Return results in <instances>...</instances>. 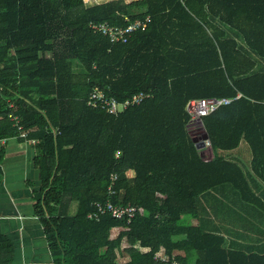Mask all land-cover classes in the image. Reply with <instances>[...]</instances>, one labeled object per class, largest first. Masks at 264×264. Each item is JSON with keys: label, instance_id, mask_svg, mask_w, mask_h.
<instances>
[{"label": "trees", "instance_id": "16d2710c", "mask_svg": "<svg viewBox=\"0 0 264 264\" xmlns=\"http://www.w3.org/2000/svg\"><path fill=\"white\" fill-rule=\"evenodd\" d=\"M89 2L0 0V142H33L53 264H264L260 236L220 228L264 209L247 182L264 183V0ZM146 18L125 43L91 29ZM95 89L149 96L110 114L87 104ZM208 98L235 99L191 119L188 103ZM242 142L248 172L229 155ZM106 200L142 212L89 219ZM12 254L0 235V264Z\"/></svg>", "mask_w": 264, "mask_h": 264}, {"label": "crops", "instance_id": "0c3cea01", "mask_svg": "<svg viewBox=\"0 0 264 264\" xmlns=\"http://www.w3.org/2000/svg\"><path fill=\"white\" fill-rule=\"evenodd\" d=\"M0 145L3 149L0 163L2 170L0 235L6 237L12 244L11 264H53L54 258L49 251L43 228L33 212V191L37 190L40 185L38 171L33 165L35 155L33 142L10 138L1 141ZM206 151L211 154L210 149ZM203 152L205 154V149ZM229 155L241 162L240 166L244 172L250 171L251 155L245 143H240ZM247 182L251 192L264 202V183L255 176H249ZM233 197L230 196L223 200L226 203L234 202ZM231 208L238 211L237 207ZM252 215L255 216L252 218L243 213V219L239 220L231 214L226 217L224 224L219 225L226 235L249 236L242 238V244H251L252 238L260 236L255 247L264 251V209L258 208L255 213L252 211ZM230 218L233 221L238 220L237 223L240 225H231ZM214 222L218 224V222ZM183 223L193 224L195 221L184 219ZM224 228H226L225 231H223Z\"/></svg>", "mask_w": 264, "mask_h": 264}, {"label": "built area", "instance_id": "2783aa9c", "mask_svg": "<svg viewBox=\"0 0 264 264\" xmlns=\"http://www.w3.org/2000/svg\"><path fill=\"white\" fill-rule=\"evenodd\" d=\"M127 19L125 18V21ZM148 21L146 18L144 21L135 20L128 23L125 27H112L107 24L101 25H91V29L94 32H99L102 35L108 36L111 42H127L128 38L132 35L134 31L139 28H144L145 23ZM149 95L145 93H138L133 95L130 99L123 102H118L114 98H106L105 95L100 90H94L88 97L87 104L92 107H100L105 109L106 112L110 114H117L129 106L138 105L143 99L147 98ZM238 97V96H237ZM236 97V98H237ZM235 98H208L192 100L187 105V111L189 112L191 119L198 120L201 117L208 116L213 113L222 105H228ZM205 149H210V143L208 140L203 142ZM211 150V149H210ZM116 176L112 177L111 185L109 186V194H114L112 186ZM95 211L88 215L91 220H98L101 215L108 214L112 218L122 219L125 218L127 222L135 217L139 212H142L141 208L134 206H116L111 203L110 200H106L103 203H94ZM155 258H162L161 254H156ZM172 264H181L178 261H173Z\"/></svg>", "mask_w": 264, "mask_h": 264}, {"label": "rangeland", "instance_id": "374dc122", "mask_svg": "<svg viewBox=\"0 0 264 264\" xmlns=\"http://www.w3.org/2000/svg\"><path fill=\"white\" fill-rule=\"evenodd\" d=\"M89 1H90L91 3H101V2H104V1H107V0H89ZM90 2H89V3H90ZM206 150H207V149H205V156H206V158L208 159V158L211 157V154L209 153V151L207 152ZM115 234H116V231H113V232L111 233V236L114 237ZM158 254H161V253H158Z\"/></svg>", "mask_w": 264, "mask_h": 264}, {"label": "water", "instance_id": "95a60500", "mask_svg": "<svg viewBox=\"0 0 264 264\" xmlns=\"http://www.w3.org/2000/svg\"><path fill=\"white\" fill-rule=\"evenodd\" d=\"M207 139V137L205 136L204 137V140H206ZM204 147V145H203V140L202 141H200L199 143H198V146H197V148H203Z\"/></svg>", "mask_w": 264, "mask_h": 264}]
</instances>
